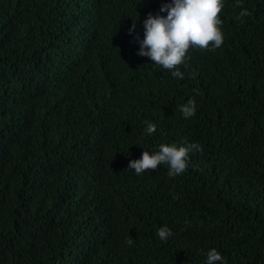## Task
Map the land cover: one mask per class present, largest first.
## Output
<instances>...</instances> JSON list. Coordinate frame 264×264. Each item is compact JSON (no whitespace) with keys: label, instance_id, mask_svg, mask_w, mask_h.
Masks as SVG:
<instances>
[{"label":"trees","instance_id":"1","mask_svg":"<svg viewBox=\"0 0 264 264\" xmlns=\"http://www.w3.org/2000/svg\"><path fill=\"white\" fill-rule=\"evenodd\" d=\"M171 2L0 0V264H264V0H223L183 79L134 39ZM162 143L202 151L128 169Z\"/></svg>","mask_w":264,"mask_h":264},{"label":"clouds","instance_id":"2","mask_svg":"<svg viewBox=\"0 0 264 264\" xmlns=\"http://www.w3.org/2000/svg\"><path fill=\"white\" fill-rule=\"evenodd\" d=\"M237 7H242L240 0H237ZM224 7L223 0H172L171 3L163 4L160 13L167 12V16L159 13L153 15L148 13L144 20V39L135 40L140 44L137 55L149 57L155 64L171 72L173 77L183 79V74L176 70L183 64L188 56L190 48L200 50H215L223 44V33L218 25L223 21L219 19ZM250 15L246 9H242L238 19ZM136 28V20H133L129 35H132ZM184 118L195 115L196 103L189 99L180 106ZM146 134L152 135L156 132V125L146 122ZM202 151L199 144L176 146L175 144L162 143L158 150L149 154L144 151L142 158L131 160L128 169H134L137 175L146 170H155L160 165L168 166V175L175 177L182 175L188 167L189 153ZM174 199L176 197H173ZM157 235L160 240H167L171 235V229L166 225L158 229ZM132 243L131 240L128 241ZM223 257L216 249L207 252V264H217Z\"/></svg>","mask_w":264,"mask_h":264}]
</instances>
